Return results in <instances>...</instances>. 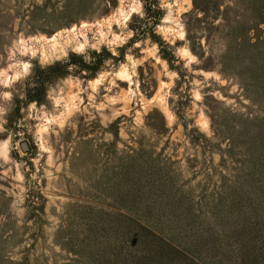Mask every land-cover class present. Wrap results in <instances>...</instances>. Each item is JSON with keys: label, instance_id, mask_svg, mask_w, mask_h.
I'll return each instance as SVG.
<instances>
[{"label": "rangeland", "instance_id": "rangeland-1", "mask_svg": "<svg viewBox=\"0 0 264 264\" xmlns=\"http://www.w3.org/2000/svg\"><path fill=\"white\" fill-rule=\"evenodd\" d=\"M0 264H264V0H0Z\"/></svg>", "mask_w": 264, "mask_h": 264}, {"label": "water", "instance_id": "water-1", "mask_svg": "<svg viewBox=\"0 0 264 264\" xmlns=\"http://www.w3.org/2000/svg\"><path fill=\"white\" fill-rule=\"evenodd\" d=\"M21 147H22V149H24V150H27V149H28V146H27L26 143H22V144H21Z\"/></svg>", "mask_w": 264, "mask_h": 264}]
</instances>
